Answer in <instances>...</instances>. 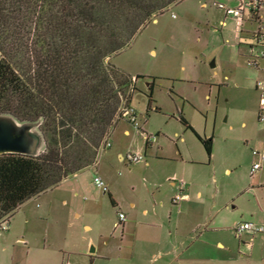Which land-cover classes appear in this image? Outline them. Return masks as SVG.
Instances as JSON below:
<instances>
[{"label":"rangeland","instance_id":"1","mask_svg":"<svg viewBox=\"0 0 264 264\" xmlns=\"http://www.w3.org/2000/svg\"><path fill=\"white\" fill-rule=\"evenodd\" d=\"M215 2L229 5L228 0H183L173 5L111 58L113 65L134 78L129 92L139 126L120 119L110 133L112 146L100 152L96 169L109 177L113 200L123 207L136 204L129 220H142V210L168 201L172 184L154 187L144 162H121L117 154L137 153L145 147L147 132L161 131L160 154L176 157L180 147L185 158L197 161L184 172L174 170L175 163L164 167L189 186L190 206L182 217L201 225L203 233L221 228L213 235L234 253L219 257L221 264H264V232L240 239L232 227L239 221L264 223L260 184L264 167L252 175V150H264L256 89V82L264 80V60L260 68L249 63L251 35L243 33L237 45L236 21ZM137 76L142 78L136 80ZM181 115L201 137H213L211 158L181 123ZM126 128L130 135L124 133ZM94 176L90 167L78 180L70 178L16 211L14 234L1 232L0 255L7 257L6 264H134L127 251L130 235L118 226L119 208L94 184ZM168 204L169 217L172 204ZM21 237L25 242H17Z\"/></svg>","mask_w":264,"mask_h":264},{"label":"trees","instance_id":"2","mask_svg":"<svg viewBox=\"0 0 264 264\" xmlns=\"http://www.w3.org/2000/svg\"><path fill=\"white\" fill-rule=\"evenodd\" d=\"M181 1L0 0V115L38 123L45 139L38 155H0V223L33 197L93 169L123 119L121 108L131 106L134 78L111 58ZM180 121L211 157L213 137L198 135L182 115Z\"/></svg>","mask_w":264,"mask_h":264},{"label":"crops","instance_id":"3","mask_svg":"<svg viewBox=\"0 0 264 264\" xmlns=\"http://www.w3.org/2000/svg\"><path fill=\"white\" fill-rule=\"evenodd\" d=\"M228 3L229 5L234 6L237 4V0H228ZM263 17H264V12H263ZM255 25L256 24L254 22V19H252L251 17H247L242 32L238 33L237 30L235 29L237 45L240 46L239 40L242 38L243 33L247 32L250 35V31L245 30L246 27L251 28L254 27ZM235 26H237L236 23ZM263 60L264 58L261 59L260 65ZM258 68H260V66ZM189 125L191 124L189 123ZM191 127L194 129L192 125ZM186 129L188 128L186 127ZM194 131L198 135H200L195 129ZM124 133L126 135H130L131 131L130 129L126 128L124 130ZM151 136H155L156 140L150 141L147 144L148 138ZM144 138H145V147L142 150L138 151L137 153L144 152L143 154H145V157L146 155H150L148 160L143 161L144 162L143 166L147 168L146 170H150V174H152L151 179L155 183L154 187H157L159 189L166 182H169L172 185H170L168 201L160 200L159 204H155L152 210H149L147 208L142 210V216H143L142 220L140 219H136L135 221L129 220L132 214L131 211L136 208V204H129L127 207H123L122 205L118 204L116 200H114L116 207L119 208L120 212L125 213L126 218L128 219V220L126 219V221L122 224V228H123V232H127L130 235V239L127 243L128 244L127 251L129 254V259L132 262H134V264H221L220 260L222 259L219 257L226 255L230 256L234 254L230 246H226L222 239L216 238L215 235H213L214 232H216L218 229L221 228L216 227L215 229H213V231H206L205 233H203L204 230L200 228L201 225L198 224L194 225V222L187 221L186 219H184V217H182L183 211H185V209H187V207L190 206V204L186 203L188 199L183 200L181 203H174V198L179 191V183L181 181L183 182V180H179L178 179L179 176H174L175 177L174 178L172 176L173 171L176 168V171L181 170L182 172H184V170H186L192 164H197V161L190 160L189 158H185L184 149L180 147H179V153L176 157H169L160 154L161 143L162 140L164 139V134H162L161 131H158L156 134L147 132ZM155 146L157 147L155 148ZM253 150L264 152V150H259V149H253ZM253 150H252V155H253ZM109 152H110L109 154H113V151H109ZM117 155L119 157V160L122 162L123 161L122 157L124 156V154L119 151ZM254 158H255L254 164L261 163L262 166L261 169L258 170L257 172L262 171L264 167V160H262L260 156H254ZM168 162L176 164L172 172L171 170L169 172L168 169H166L168 168V164H169ZM98 166L99 163L97 162V167ZM176 166H178V169ZM160 167L163 169H161L160 172H155L156 171L155 169L157 168L160 170ZM97 172L99 173V169L97 170ZM81 173L82 172L68 177L62 183L68 181L70 178H75L78 180ZM99 175L101 174L99 173ZM103 179L108 185V192L111 193L108 182L109 177L104 176ZM260 184H263L264 186V180L260 182ZM186 186L187 188L185 192L189 195L188 193L189 186L187 183ZM45 193L33 197L32 199L24 203L22 206H20L18 210L25 208L26 206H28L30 202L40 198ZM75 194H77V192ZM195 197L199 200L201 197V192L196 193ZM189 199H190V195H189ZM168 202H171L172 204L170 208L169 217L165 214L166 208L169 205ZM14 214L9 218V229L7 230L6 233L8 237L14 234L15 230L18 228V223L13 222L15 218ZM217 214H218L217 210L214 213H212L214 217H216ZM239 222H250L255 224L256 226L264 225V223L259 225L251 221H239ZM239 222H235V224H233L232 227L234 228V226ZM263 232H256V233L247 232L244 235H242L240 239H243V237L246 236H251ZM2 236L3 235L0 232V238ZM20 241L25 242V239L22 237L18 238L17 242ZM10 260L12 263L16 262L14 257H11ZM6 263H7V257L5 255H0V264H6Z\"/></svg>","mask_w":264,"mask_h":264},{"label":"built area","instance_id":"4","mask_svg":"<svg viewBox=\"0 0 264 264\" xmlns=\"http://www.w3.org/2000/svg\"><path fill=\"white\" fill-rule=\"evenodd\" d=\"M206 6V5H205ZM218 9L222 10L227 17H231L236 21V30L238 33H241L244 27V23L247 17H251L254 19L255 28L250 31L252 45H251V58L249 63L254 67L260 66L261 59L264 58V0H237V4L234 6L226 5L223 3H216L214 4ZM256 89L260 93V111H259V118L261 121L264 122V80H258L256 82ZM120 117L123 119L128 120L129 122L133 123L135 126H139L137 122V117L135 110L128 105H124L120 111ZM110 137V136H109ZM106 140L103 149L109 148L112 146L110 142V138ZM156 137L151 136L148 138V142L155 141ZM254 156H260L262 160H264V152H260L258 150H253ZM122 160L130 163L136 164L141 163L145 160V155L143 153H134L128 152L126 155L122 157ZM261 163H256L253 165L252 175H254L258 170L261 169ZM95 170L94 176V184L105 193L108 192V185L103 179L101 175L97 172V164L93 167ZM186 183L180 182L179 183V191L174 198V203H181L183 200L189 198V195L185 192L186 191ZM119 216V224L118 226L122 225L126 221V215L123 212H118ZM9 229V219L5 220L4 222L0 223V232L7 231ZM235 235L237 237H241L245 233H256V232H263L264 225L256 226L250 222H239L233 228Z\"/></svg>","mask_w":264,"mask_h":264},{"label":"water","instance_id":"5","mask_svg":"<svg viewBox=\"0 0 264 264\" xmlns=\"http://www.w3.org/2000/svg\"><path fill=\"white\" fill-rule=\"evenodd\" d=\"M38 127V123H21L11 116L0 115V155H38L45 146L44 136ZM92 251H95L94 247Z\"/></svg>","mask_w":264,"mask_h":264}]
</instances>
